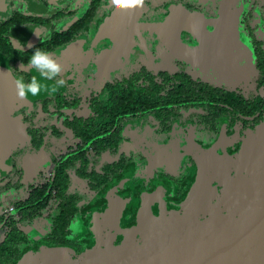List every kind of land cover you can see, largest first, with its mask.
<instances>
[{
  "label": "flooded vegetation",
  "instance_id": "1",
  "mask_svg": "<svg viewBox=\"0 0 264 264\" xmlns=\"http://www.w3.org/2000/svg\"><path fill=\"white\" fill-rule=\"evenodd\" d=\"M223 1L117 10L108 0H0V69L50 88L29 66L41 48L65 81L55 94L12 95L19 131L0 144V264H17L18 251L76 258L133 232L140 240L145 201L147 217L178 234L213 216L181 206L199 164L217 160L215 203L220 172L236 170L243 140L264 123V0H229L230 29L217 38Z\"/></svg>",
  "mask_w": 264,
  "mask_h": 264
},
{
  "label": "water",
  "instance_id": "2",
  "mask_svg": "<svg viewBox=\"0 0 264 264\" xmlns=\"http://www.w3.org/2000/svg\"><path fill=\"white\" fill-rule=\"evenodd\" d=\"M229 0L222 2L217 38L230 29ZM15 80L0 69L1 143L14 142L18 129L9 118ZM199 164L195 186L181 204L194 211L211 214L207 220L193 222L178 234L172 223L158 224L147 217L149 202L142 203L135 233L114 247L87 252L76 258L63 248L43 247L26 252L17 264H264V123L249 132L236 156L233 172H220L221 189L215 203H207L216 159Z\"/></svg>",
  "mask_w": 264,
  "mask_h": 264
},
{
  "label": "clouds",
  "instance_id": "3",
  "mask_svg": "<svg viewBox=\"0 0 264 264\" xmlns=\"http://www.w3.org/2000/svg\"><path fill=\"white\" fill-rule=\"evenodd\" d=\"M108 4L117 10H128L136 7H142L144 0H108ZM29 66L39 72L41 78L54 81L49 88L42 86L40 81L33 76L30 82L26 83L23 77L15 80L16 94L18 99H27L29 95L36 97L40 95L42 88L51 94H55L59 88L65 85L61 76L63 65L50 53L37 48L29 59ZM60 77L59 79H56Z\"/></svg>",
  "mask_w": 264,
  "mask_h": 264
},
{
  "label": "trees",
  "instance_id": "4",
  "mask_svg": "<svg viewBox=\"0 0 264 264\" xmlns=\"http://www.w3.org/2000/svg\"><path fill=\"white\" fill-rule=\"evenodd\" d=\"M17 140V139H16ZM16 140L14 141V142H6L4 145L5 146H10V145H12V144H14L15 142H16ZM4 145H3V147H4ZM60 220V225H59V227H63L62 225H63V217H61V219H59ZM16 241H18L17 240V234H12L11 235V237L8 239V240H6L3 244H2V246H1V251H2V254H4L6 251H10L11 249H14V244H15V242ZM15 255H16V257H22L23 255H22V253L21 252H16L15 253ZM21 255V256H20Z\"/></svg>",
  "mask_w": 264,
  "mask_h": 264
},
{
  "label": "rangeland",
  "instance_id": "5",
  "mask_svg": "<svg viewBox=\"0 0 264 264\" xmlns=\"http://www.w3.org/2000/svg\"><path fill=\"white\" fill-rule=\"evenodd\" d=\"M7 138V135L6 134H0V141L1 140H4ZM7 196H5L4 198L6 199ZM10 202V199H6V203Z\"/></svg>",
  "mask_w": 264,
  "mask_h": 264
}]
</instances>
